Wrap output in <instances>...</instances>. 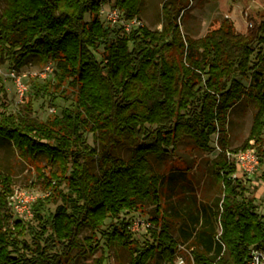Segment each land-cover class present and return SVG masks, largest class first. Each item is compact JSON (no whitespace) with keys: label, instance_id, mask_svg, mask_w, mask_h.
<instances>
[{"label":"trees","instance_id":"trees-1","mask_svg":"<svg viewBox=\"0 0 264 264\" xmlns=\"http://www.w3.org/2000/svg\"><path fill=\"white\" fill-rule=\"evenodd\" d=\"M104 1L5 0L0 11V63L20 70L33 60L54 62L61 92L77 90L61 114L46 121L8 112L0 95V142L49 179V194L33 204L40 230L29 228L30 245L21 239L26 222L10 211L12 177L0 171V264H76L101 246L98 231L108 219L115 222L101 231L104 248L129 250V264H149L157 256L175 264L182 243L169 221L152 230L151 243L140 244L131 219L122 215L147 204L160 209L164 175L152 168L149 154L162 158L184 137L211 150L215 134L224 148L215 163L223 189L216 212L222 233L203 221L190 258L193 264H247L252 247L264 248V215L233 176L237 168L226 158L225 136L230 110L244 97L254 99L250 135L233 151L255 147L264 181V51L253 62L256 44L264 45V21L243 34L225 18L193 38L178 22L184 3L167 0L162 29L144 25L126 32L102 20ZM112 1L127 17L139 16L143 3ZM238 75H250V84ZM34 88L35 96L57 98L49 84ZM126 141L133 146L128 159L117 152ZM50 203L58 204L47 216ZM84 229L91 234L82 238ZM105 261L103 255L97 264Z\"/></svg>","mask_w":264,"mask_h":264},{"label":"rangeland","instance_id":"rangeland-1","mask_svg":"<svg viewBox=\"0 0 264 264\" xmlns=\"http://www.w3.org/2000/svg\"><path fill=\"white\" fill-rule=\"evenodd\" d=\"M167 0H143L139 17L143 23L152 30L163 27V4ZM184 3V9L178 19L183 33L193 38H201L211 29L219 26L225 18H229L235 29L246 34L249 29L257 27L264 21V0H173ZM104 6H112V0H105ZM5 7V0H0V11ZM120 9V8H119ZM121 10V9H120ZM122 11V10H121ZM123 12V11H122ZM124 13V12H123ZM102 20L106 23L103 16ZM89 20V14L86 15ZM264 51V45L256 44V53L253 62L258 60L257 52ZM40 64L33 60L22 69H14L8 63H0V88L4 109L8 112L26 115L39 121H46L48 117L60 115L65 105L70 102L75 94L76 88L67 87L61 92L58 88L55 71L56 65L50 62ZM20 77L28 86L29 90L24 95L19 94L16 78ZM238 78L245 84H250V75ZM49 84L51 90L57 94V98L49 96H35L34 85ZM30 102L33 106H30ZM3 109V108H1ZM257 110L256 101L244 97L228 114L227 135L225 141L227 150L240 148L247 141L254 114ZM88 142L95 146L92 133L87 134ZM254 140H251V144ZM223 146L220 144V136H212L211 150L200 149L189 137L182 138L174 150H169L162 158L155 154H149L152 168L164 175L161 187L162 202L159 211L155 204H147L143 209L124 214L133 222H138L133 231L135 240L140 244L153 241L152 230L159 229L158 223L169 221L173 235L185 246L178 252L175 264H182L179 258L185 260V264H193L190 258L192 241L200 231L203 221L207 229H214L216 234L222 233L221 225L217 219L216 212L219 210L217 203L223 197L222 186L215 177V163L224 156ZM117 152L128 159L133 154V146L129 141L119 145ZM41 165V164H40ZM262 166L258 173L261 171ZM0 171L12 177V189L16 192L12 203L9 204L14 220H22L25 223L26 232L21 239L28 244H34V238L29 232L30 227L40 230L38 221L34 218V210H28L27 198L39 197L49 194L47 185L49 179L43 175L35 163L23 160L18 151L8 142H0ZM258 173L255 178L241 183L246 187L245 196L254 198L257 205L256 210L264 215V181L260 180ZM46 175H48L46 173ZM67 190L66 186L61 187ZM58 203H50L47 216L53 212ZM33 214V216H32ZM114 220L108 219L102 229L109 228ZM101 230L98 231V242L101 246L87 257H79L76 264H97L101 256L106 257L105 264H129L131 253L129 250L114 247H103ZM91 231L84 229L81 237L89 236ZM149 264H168L157 256Z\"/></svg>","mask_w":264,"mask_h":264},{"label":"built area","instance_id":"built-area-1","mask_svg":"<svg viewBox=\"0 0 264 264\" xmlns=\"http://www.w3.org/2000/svg\"><path fill=\"white\" fill-rule=\"evenodd\" d=\"M100 14L105 19L106 24L111 27L122 28L123 31L126 32H130L145 25L139 16L127 17L125 13H123L118 7L115 6H104V4H102ZM47 68H51L50 64L47 65ZM12 75L16 78L19 94L21 96H24L29 90L28 86L21 80L20 77L16 76L15 73H12ZM225 155L226 158L230 162H233L237 168L236 172L233 175L235 178H238L241 181H247L256 177L260 169V158L255 147L251 146L247 149H242L238 151L228 149L225 151ZM15 193L16 192L13 191V193L10 195L9 204L12 203V199ZM27 202L30 203L28 206V210L33 213L32 210L35 198L31 197L30 199V197H28ZM137 226L138 222L132 221L130 228L132 231H134ZM179 248V250L181 251V249H184L185 246L180 244ZM179 259L182 264H185L184 259ZM247 264H264V248L252 247Z\"/></svg>","mask_w":264,"mask_h":264}]
</instances>
